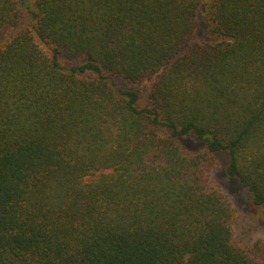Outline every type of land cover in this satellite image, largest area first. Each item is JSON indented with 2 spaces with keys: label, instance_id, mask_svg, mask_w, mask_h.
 Masks as SVG:
<instances>
[{
  "label": "trees",
  "instance_id": "trees-1",
  "mask_svg": "<svg viewBox=\"0 0 264 264\" xmlns=\"http://www.w3.org/2000/svg\"><path fill=\"white\" fill-rule=\"evenodd\" d=\"M202 3L0 0V264H264V0Z\"/></svg>",
  "mask_w": 264,
  "mask_h": 264
},
{
  "label": "rangeland",
  "instance_id": "rangeland-1",
  "mask_svg": "<svg viewBox=\"0 0 264 264\" xmlns=\"http://www.w3.org/2000/svg\"><path fill=\"white\" fill-rule=\"evenodd\" d=\"M204 6V14L209 11L212 0H202ZM208 14V13H207ZM206 18L203 15V18ZM12 27H6L3 32H9ZM204 31V32H203ZM202 35L206 30H202ZM72 59H65L71 61ZM128 85L127 82H121ZM150 80L146 79L139 83L143 92V99H147ZM133 86V84H129ZM138 85V84H137ZM135 85V86H137ZM185 144L193 148H202V144L198 142L185 141ZM212 182L219 185L225 195L228 197L233 208L232 227L234 231V241L249 252H257L260 250V257L264 260V219L258 208L252 206L246 197V194L240 189L239 185L232 182L224 173L223 166L218 163L212 167Z\"/></svg>",
  "mask_w": 264,
  "mask_h": 264
}]
</instances>
